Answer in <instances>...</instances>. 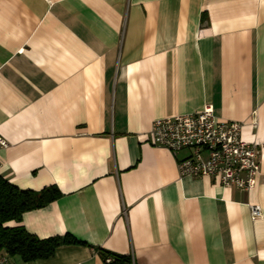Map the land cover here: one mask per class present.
<instances>
[{
	"label": "crops",
	"instance_id": "obj_1",
	"mask_svg": "<svg viewBox=\"0 0 264 264\" xmlns=\"http://www.w3.org/2000/svg\"><path fill=\"white\" fill-rule=\"evenodd\" d=\"M208 105L260 146L252 190L153 145ZM0 138V177L62 193L8 226L84 244L11 264H264V0H0Z\"/></svg>",
	"mask_w": 264,
	"mask_h": 264
},
{
	"label": "built area",
	"instance_id": "obj_2",
	"mask_svg": "<svg viewBox=\"0 0 264 264\" xmlns=\"http://www.w3.org/2000/svg\"><path fill=\"white\" fill-rule=\"evenodd\" d=\"M243 127L241 122L220 120L208 105L198 113L157 120L150 134L155 147L174 155L189 151L190 155L178 163L181 177H210L222 187L250 191L260 174V146L242 139ZM7 147L0 138V148ZM250 213L252 220H257L261 208L250 206ZM0 264L11 261L0 255Z\"/></svg>",
	"mask_w": 264,
	"mask_h": 264
},
{
	"label": "trees",
	"instance_id": "obj_3",
	"mask_svg": "<svg viewBox=\"0 0 264 264\" xmlns=\"http://www.w3.org/2000/svg\"><path fill=\"white\" fill-rule=\"evenodd\" d=\"M61 197L62 193L56 186L40 191L20 190L0 177V255L7 256L10 261L19 259L22 263H31L54 257L62 246L82 245L70 234L42 240L30 234L22 225L8 226L11 222L21 224L25 213L45 208ZM100 253L105 262L107 258L112 259L109 264H133L129 256L104 250H100Z\"/></svg>",
	"mask_w": 264,
	"mask_h": 264
}]
</instances>
